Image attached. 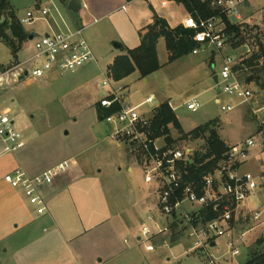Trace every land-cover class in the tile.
<instances>
[{
    "label": "rangeland",
    "instance_id": "rangeland-1",
    "mask_svg": "<svg viewBox=\"0 0 264 264\" xmlns=\"http://www.w3.org/2000/svg\"><path fill=\"white\" fill-rule=\"evenodd\" d=\"M46 2H42L40 9L48 7ZM151 2L157 6L155 0ZM11 4L15 18L26 34L42 35L48 32L50 16L29 25L21 24L27 12L37 11L35 0H11ZM239 11L246 22L240 23L235 17H230L229 21L232 24L240 23L237 26H240L241 35H226V49L214 51L212 57L207 50L198 55L189 54L168 64L164 41L159 39L157 57L161 68L145 78H141L135 71L122 81H114V75L107 66L113 56L118 54L114 49V43L117 42L105 45V48L102 46L104 54H107L104 59L101 58V48L94 47L96 64L92 62L63 75L52 72L46 78L30 82L29 79L16 81L9 74L7 82H3L0 87V105L10 110L16 129L23 135L25 146L13 154H0V174L13 172L20 167L30 176L54 163L67 161L68 171L78 180L77 183L100 192L99 197L95 195V201L89 204L91 208L101 206L102 197L116 203L113 206L115 213L127 209L125 215L130 222L126 228L119 227L122 217L111 220L117 235L116 241L126 249V253L111 264H245L249 248L256 240L263 239L261 243L264 249V215L258 221L248 220L240 226L251 229L235 256L227 248L223 237L215 239L214 247L209 244L196 247L194 241L188 238L189 231L185 227H176L174 231L170 229L169 239L167 237L164 240L167 246L159 237L145 244L137 243L138 230L143 224L151 231L155 230V224L148 221V216H153L155 223L161 227H167L173 218L160 213L153 191L155 188L144 182L135 152L109 138L112 129L104 120L99 119L96 109L103 93L99 82L105 79L107 72L111 77L109 86L112 89L124 87V103L127 105L135 106L149 95L154 96L151 104L138 109L139 114L170 102L178 127L168 126L170 142L167 145L189 147L204 153L209 135L198 139L186 135L209 123H212L217 136L228 144L253 137L256 147L252 149L251 158L242 166L241 171L258 177V187L251 193L248 204L256 208L260 205L264 207V133H259L258 123L263 113L255 118L252 108L246 103H240L237 97L217 94L213 81V77L220 74L222 57L229 55L237 60V67H240L237 70L238 79L253 91L258 106L264 98V0H247L246 4L239 7ZM130 12L136 14L137 21L142 24L149 16L157 15L145 0L135 2ZM158 13L166 14L172 24H176L184 15L182 7L175 2L166 9H158ZM35 14L40 16L38 12ZM59 15L54 16L57 24H60V18L74 24L75 17L65 8L59 11ZM257 21H263V30ZM97 27H89L84 36H90ZM31 55L33 43L28 38L15 56L0 40V73L8 72ZM143 79L146 81L143 82ZM189 99L200 103L196 112L186 109L185 104ZM222 106L234 108L221 111ZM165 144V138L157 142L158 146ZM175 235L180 236L173 240ZM145 245H152L154 250L145 251Z\"/></svg>",
    "mask_w": 264,
    "mask_h": 264
},
{
    "label": "built area",
    "instance_id": "built-area-1",
    "mask_svg": "<svg viewBox=\"0 0 264 264\" xmlns=\"http://www.w3.org/2000/svg\"><path fill=\"white\" fill-rule=\"evenodd\" d=\"M37 1L36 12L40 16H36L34 11H29L21 19V24L29 25L50 16L56 30L36 35L32 39L33 55L23 63L13 66L8 72L0 73V84L2 78L9 74H12L16 81L21 76L23 79L33 81L46 78L52 72L63 75L96 62L84 36L85 28L73 29L61 18L60 24H57L54 16L60 15L55 0H47L48 7L43 9H40V6L45 0ZM244 2L245 0H210V5L228 19L235 17L240 20L239 7ZM93 23H97V20L94 19ZM181 26L194 30L193 42L196 46L191 52L192 55L207 50L220 52L226 49L225 26L219 16L202 19L188 15ZM26 65L31 66L29 68ZM237 66L236 59L229 55L222 57L216 88L220 90V94L233 95L241 100L240 103L248 104L255 118L259 113H263V117L258 120L259 133L263 134L264 98L258 106L253 91L238 79ZM108 74L106 72L105 79L99 82L103 93L98 104L106 110L118 106L116 111L103 119L112 129L109 138L135 152L144 182L155 188L153 191L156 193L160 213L165 217L173 218L171 224L161 227L155 223L153 216H148V221L155 224V230L151 231L143 224L140 231L142 243L170 232L173 226L185 227L189 231L188 238L194 241L196 247L205 244L211 247L212 243L215 245L216 238L223 237L231 254L237 255L239 245L244 243L251 229H243L240 226L248 220L258 221L264 215L262 205L255 209L248 207V199L258 187V177L250 172L241 171L242 166L250 160L252 149L256 147L254 138L249 137L228 145L223 158L209 171L202 172L201 168L205 162H197L198 151L189 147L167 145V143L164 146L157 145L161 138H165L155 136L152 128L153 117L159 106L145 114L138 113V109L143 105L151 104L154 97L150 95L135 106L127 105L124 103V87L112 89L109 86L111 77ZM254 104L257 106L253 107ZM168 106L172 109L170 103ZM185 107L188 111L196 112L200 108V103L191 99L186 102ZM233 108V106H222L221 111H230ZM0 143L1 155L13 154L25 145L22 133L15 127L10 110L1 105ZM68 168L67 161H63L33 177L28 176L21 169H16L4 175L3 181L12 189L20 190L36 215L41 216L46 213V204L40 189L50 185L57 175L67 171ZM198 172L202 173L197 180L193 178V173ZM163 244L167 246L166 242ZM146 249L153 251L154 247L147 245Z\"/></svg>",
    "mask_w": 264,
    "mask_h": 264
},
{
    "label": "crops",
    "instance_id": "crops-1",
    "mask_svg": "<svg viewBox=\"0 0 264 264\" xmlns=\"http://www.w3.org/2000/svg\"><path fill=\"white\" fill-rule=\"evenodd\" d=\"M35 1L37 6L38 1ZM69 1L71 0L60 3L55 0L58 10L65 8L68 11ZM75 1L80 3L79 11H68L75 17V22L73 24L70 20H66V23L71 28L84 27L85 31L89 27L98 26L90 36L85 37L94 56V47L96 46L101 48V58L103 59L107 55L103 52L105 45L117 42L120 46L119 49H116L118 54L113 56L107 67L111 66L116 57L124 54L121 46L126 49H134L139 46V32L152 23L153 16H149L148 20L142 24L137 21L136 14L133 15L130 12L132 5L139 0L130 2L126 0ZM145 1H148L157 16L166 20L170 28L182 25L183 20L189 15L180 5L184 15L179 18L176 24H172L166 14L158 13V9H166L174 2L155 0L157 6H153L152 0ZM246 3L247 0L242 5ZM94 19L97 20V23H93ZM241 19L237 20L240 23L246 22L242 16ZM257 22L260 23V29L263 30V21ZM47 26L48 32L56 30L52 19ZM30 35L36 36L34 33H30ZM29 41L32 42V40ZM209 53L211 57L215 54L211 51ZM145 81L146 79H143V82ZM3 82H7V77L2 78L0 87ZM167 103L170 102L167 101ZM224 143L227 146L231 145L225 141ZM0 146L2 150L1 143ZM59 163L61 162L29 175L30 177L36 176ZM68 170L57 175L50 185L40 189L46 204V213L41 216L36 215L20 190L12 189L3 181L4 175L8 173L0 174V264H111L126 253V249H123L118 244L119 241H116L117 235L111 220L122 217L119 227L126 228L130 222L129 217L125 215L127 209L115 213L113 206L116 203L102 197L100 199L101 206L91 208L89 204L91 205L95 201V195L99 197L100 192L90 187L89 190L84 184L77 183L78 180L76 181L74 175ZM128 170L131 171V168ZM248 207L256 208L253 204H248ZM140 231L141 228L138 230L137 243L145 244L140 240ZM168 233L157 237L164 243ZM99 245L101 246L99 247ZM146 246L144 247L145 251L151 252L146 249Z\"/></svg>",
    "mask_w": 264,
    "mask_h": 264
},
{
    "label": "trees",
    "instance_id": "trees-1",
    "mask_svg": "<svg viewBox=\"0 0 264 264\" xmlns=\"http://www.w3.org/2000/svg\"><path fill=\"white\" fill-rule=\"evenodd\" d=\"M64 3L66 0H57ZM127 2L133 0H126ZM175 2L187 11L188 14L195 18L209 19L214 16H219L225 26V33L227 37H239L241 35L240 26L230 23L225 15L219 14V11L210 5V0H167ZM194 30L184 28L179 25L175 28H170L166 20L153 14L152 23L146 26L139 32L140 44L134 49H126L121 46L124 54L115 58L110 66L114 75V81L118 82L135 71L139 73L141 78L158 71L161 65L157 57V44L159 39H163L165 50L167 53V63L175 62L189 54H191L196 44L193 42ZM29 37L24 32L20 24L15 18L11 0H0V40L3 41L15 56L21 49L22 44ZM259 57L253 58V60ZM251 66V65H250ZM240 67H236V70ZM96 109L99 119L103 120L108 114L113 113L118 109L115 106L112 109L106 110L97 103ZM178 127L173 111L168 106L167 102L159 105L153 117L152 128L155 136L165 137V141L170 142L168 134V126ZM212 123L198 127L191 131L186 137L198 139L200 137H207V149L204 153H196V160L198 163H203L202 172L209 171L216 163L223 158L228 147L217 136ZM207 161V162H206ZM193 173L194 179H200L201 173ZM211 218V217H210ZM176 227L173 226L174 231ZM180 235H175L173 240ZM264 242V241H263ZM262 243L256 240L249 248L248 260L245 264H264V249Z\"/></svg>",
    "mask_w": 264,
    "mask_h": 264
},
{
    "label": "water",
    "instance_id": "water-1",
    "mask_svg": "<svg viewBox=\"0 0 264 264\" xmlns=\"http://www.w3.org/2000/svg\"><path fill=\"white\" fill-rule=\"evenodd\" d=\"M79 9H80V3L78 1H75V0L69 1L68 6H67V10L68 11L77 12V11H79ZM33 38H34V35H30L28 37V40H32ZM119 47L120 46L117 43H114V48L115 49H119ZM25 75H26V73H25ZM22 79H23V77L21 76L20 80H22ZM213 81H214L215 84H217V81H218L217 76L213 77ZM216 92H217V94H220V90L219 89H216ZM262 240L263 239L260 238L259 242H262ZM211 246H214V243H212Z\"/></svg>",
    "mask_w": 264,
    "mask_h": 264
}]
</instances>
